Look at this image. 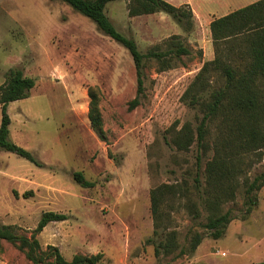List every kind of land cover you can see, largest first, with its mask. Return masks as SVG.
<instances>
[{
    "label": "rangeland",
    "instance_id": "rangeland-1",
    "mask_svg": "<svg viewBox=\"0 0 264 264\" xmlns=\"http://www.w3.org/2000/svg\"><path fill=\"white\" fill-rule=\"evenodd\" d=\"M166 1L176 6L190 2L191 30L163 11L130 16L128 0H113L106 8L116 28L135 39L142 52L157 45L166 50L172 40L190 50L173 56L165 70L158 60L147 59L145 90L131 107L138 88L133 57L96 22L60 0H0V84L11 68L22 69L35 81L28 97L7 106L9 139L42 164L0 148V224H13L30 237L43 212L67 214L66 220L50 222L37 235L43 250L57 246L67 260L101 252L103 264L262 262L264 187L246 219L240 218L243 188L224 205L238 218L221 238L205 237L190 254H179L180 249L155 254L165 232L160 228L154 233L151 190L185 179L191 187L197 174V144L178 150L166 138L175 121L179 127L196 123L197 109L183 95L204 63L215 57L210 22L257 0ZM220 84L215 77L212 86ZM92 105L102 117V136L91 125ZM76 171L95 185L82 186L73 177ZM263 171L264 147L250 176ZM25 191L30 192L27 198ZM193 198L201 211L198 218L177 204L180 200L163 205L171 215L170 229L177 230L186 250L193 233L204 232L208 215L197 191ZM0 264L31 263L15 244L1 240Z\"/></svg>",
    "mask_w": 264,
    "mask_h": 264
},
{
    "label": "trees",
    "instance_id": "trees-1",
    "mask_svg": "<svg viewBox=\"0 0 264 264\" xmlns=\"http://www.w3.org/2000/svg\"><path fill=\"white\" fill-rule=\"evenodd\" d=\"M96 22L99 30L122 44L131 53L137 72V95L131 107L139 104L144 92V67L147 59H156L160 70L171 66V58L188 54L190 50L180 40L171 41L169 48L161 50L157 45L142 52L135 39L119 31L106 13L113 0H60ZM129 15L136 16L166 12L185 29L193 27L194 12L189 3L176 6L166 0H128ZM215 57L206 61L186 89L183 99L197 109L196 123L177 120L168 129L166 138L178 150L187 151L196 143L197 174L194 184L163 183L151 190L154 233L159 229L165 238L155 247V254L169 255L180 249L179 254L193 253L207 236L221 238L233 219L238 218L233 210H224V205L237 197L243 188V210L241 219H246L258 205V192L264 187V171L250 176L254 164L262 159L264 147V0L237 8L230 13L215 17L210 22ZM221 82L212 86L214 78ZM35 81L20 68H11L5 81L0 84L2 121L0 125V148L17 153L31 162L42 165L28 149L9 139L11 118L7 112L10 102L26 98ZM187 101V100H186ZM91 125L102 136L103 122L97 106L90 110ZM179 127V128H178ZM256 157V158H255ZM256 159V161H255ZM74 179L85 187L94 182L87 180L82 171L73 174ZM195 191L205 205L208 215L202 224L204 232L193 233L188 249L181 248L177 230L172 226L171 215L163 205L173 203L185 206L195 218L201 216ZM18 196V192H14ZM25 191L23 197H29ZM184 202V203H181ZM65 213L45 211L30 237L17 232L13 224H0V241L6 240L25 252L31 264H103V253L91 255L75 254L67 260L60 249L48 245L43 250L37 235L53 221H64ZM149 238L148 241H151ZM51 259L50 262L46 260ZM256 264H264V261Z\"/></svg>",
    "mask_w": 264,
    "mask_h": 264
},
{
    "label": "crops",
    "instance_id": "crops-1",
    "mask_svg": "<svg viewBox=\"0 0 264 264\" xmlns=\"http://www.w3.org/2000/svg\"><path fill=\"white\" fill-rule=\"evenodd\" d=\"M185 3H190V2H185ZM184 4V3H183Z\"/></svg>",
    "mask_w": 264,
    "mask_h": 264
}]
</instances>
